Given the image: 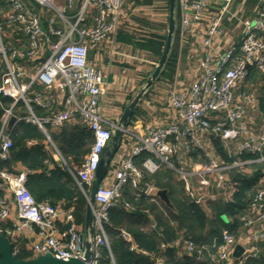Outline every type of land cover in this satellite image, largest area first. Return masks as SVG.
<instances>
[{"label": "built area", "instance_id": "1", "mask_svg": "<svg viewBox=\"0 0 264 264\" xmlns=\"http://www.w3.org/2000/svg\"><path fill=\"white\" fill-rule=\"evenodd\" d=\"M218 14L205 21L209 0H177L178 36L180 40L198 36L194 42L201 46L190 54L197 62V74L186 90L172 89L167 103L175 115L159 128H146L135 132L127 126L123 129L119 148L95 193L93 207V252L86 264H97L98 248L108 246L105 224L108 212L121 203L126 186L158 202L159 189L152 182H144V176L153 175L162 166L177 174L183 182L184 193L206 208V204L225 190L226 174L230 169L245 168L264 162V128L248 116L249 108H257L258 93L246 87L240 96L236 90L249 80L252 71L259 74L264 91V0L252 20L242 23V36L222 45L225 36L223 20L230 14L235 0H218ZM0 5V96L10 98L4 108L0 126V160L8 157L12 146L11 130L18 122L37 126L44 134L57 160L68 170L73 180L88 199V191L101 154L108 144L117 122L106 117L100 109L101 97L107 86L103 72L88 62L93 45L100 44L115 35L121 22L124 0H2ZM39 7V11L35 7ZM236 22L238 15L230 14ZM7 28L21 31L27 48L19 50L5 42ZM42 54V55H41ZM198 55V56H197ZM20 60L39 61L36 71L29 75ZM40 85L45 90H36ZM57 106V108H54ZM35 107L44 113H37ZM15 120L8 126L9 120ZM77 121L88 128L93 137L89 152L78 166H68L47 134V128H60L70 121ZM212 138L221 142L228 155L238 157L243 152L259 153L257 159L222 163L212 144ZM28 145L35 144L29 141ZM201 152L203 161L187 162L191 152ZM149 154L141 165L134 159L142 153ZM0 178L11 196H0V233L11 244L16 257L24 247L19 236L26 229L34 230L36 240L29 251L32 258L50 253L55 259L68 261L82 258V231L75 223L72 208L64 210L59 205L44 200L37 202L25 187L26 171L9 174L0 171ZM126 209L132 208L122 201ZM12 205L16 219L6 226ZM240 221L246 228L264 222V187L259 188L251 201L248 212ZM58 222L63 225L58 226ZM152 227V225H151ZM120 236L129 241L127 232ZM252 241L264 244V227L255 231ZM195 258L208 252L207 245H196L192 240L180 237L172 243ZM237 242L234 235L224 230L216 254L210 255L211 264H245L254 252L242 254L235 263L233 251ZM167 244H161L163 250ZM156 264H164L158 258Z\"/></svg>", "mask_w": 264, "mask_h": 264}, {"label": "trees", "instance_id": "2", "mask_svg": "<svg viewBox=\"0 0 264 264\" xmlns=\"http://www.w3.org/2000/svg\"><path fill=\"white\" fill-rule=\"evenodd\" d=\"M130 8L151 5V0H129ZM0 5L3 2L0 0ZM178 6L176 10V32L170 54L159 79L172 81L177 63ZM135 21L144 25V31L120 29L119 38L131 45L134 50L148 53L156 61L164 47L166 31L161 34L157 28L163 26L152 24L148 20L136 18ZM142 27V26H141ZM249 79L258 82L259 74L252 71ZM12 100L0 96V126L4 108ZM257 126L264 128V91L258 94ZM37 113L41 110L36 108ZM141 107H136L131 121L141 114ZM47 133L60 152L67 165L78 166L89 152L93 142L91 131L80 123H68L59 130L47 128ZM29 141L35 144L28 145ZM12 146L8 157L0 160V171L17 174L18 169L26 171L25 187L37 201L47 200L51 204L61 202L64 208H72L75 223L83 228L86 197L73 180L72 176L60 161L54 160L50 149L45 148V137L37 126L24 121L13 125L11 130ZM214 153L222 163H231L236 158L241 161L257 159L259 153L243 152L238 157L228 155L218 139L212 138ZM264 154V150H263ZM149 154L142 153L134 159L140 166ZM191 161H203L201 152L194 150L187 156ZM111 170V166L109 169ZM225 192H230V199L225 200L224 194L207 202L209 211L184 193L183 182L177 174L162 166L153 175H145L144 182H152L157 189H165L172 209L159 201L157 204L145 195L137 196L138 192L126 186L121 195V203L108 212L105 231L108 246L98 248L97 264H156L162 258L164 264H211L210 255L216 254L221 244L224 230L237 232L240 217L249 209L254 194L264 179V162L253 163L245 168L230 169L225 172ZM2 192L0 191V195ZM122 201L128 202L132 208L126 209ZM152 225V227H151ZM129 234L130 240L125 241L120 232ZM180 237L192 240L196 245H207L208 252L202 258H195L183 249L171 245ZM167 244L163 250L161 244ZM32 257L27 250H22L17 258L27 260ZM251 260L248 261V264Z\"/></svg>", "mask_w": 264, "mask_h": 264}, {"label": "crops", "instance_id": "3", "mask_svg": "<svg viewBox=\"0 0 264 264\" xmlns=\"http://www.w3.org/2000/svg\"><path fill=\"white\" fill-rule=\"evenodd\" d=\"M262 2L263 0H235L234 4L231 6L230 14L233 13L237 14L238 22H236L234 18L230 16V14L225 15V18L223 20L225 36L221 39L222 45L229 44L230 42L236 40V38H238V45H239L242 36L243 21L252 20L256 14V11L261 6ZM165 3H166V18H167L168 1L165 0ZM130 5L131 2H129V0H124V5L122 7V12H121V22L118 27V30L116 31V34L114 36L110 35L105 41L101 42L100 44L91 46L88 53V62L103 72L108 83L106 89L104 90L103 96L101 97V102H100L101 112L106 117L112 119L115 122H117L119 117L121 116L125 104H127V102L130 101L133 97H135V95L139 92L145 80L151 74L155 64L158 61V60L156 61V59L151 57L148 53L140 50H134L131 47V45L124 42L123 40H120L118 34L120 32V29L126 28V30L127 29H131V31L134 30L133 27L135 24L133 25L130 24V20L128 19V16L130 14L128 11H131ZM220 7H221V3L218 0H209L208 10L205 14V21L199 24V29H202L206 25V22L212 16L219 13ZM124 9L127 12V14L125 13ZM136 27L139 26L136 25ZM166 28H167V19H166ZM129 31L130 30H128V32ZM197 36L198 34L195 31L194 36L187 37L186 38L187 40H180V37L177 34V43H178L177 63H176V69L173 79L172 81H168L166 79L156 80L154 84L148 89V91L146 92V94L138 104V106H140L142 109L141 114L139 115V117H135L133 121L130 120V123L128 125L135 132L142 133L145 131L146 128H159L161 126H164L175 115V113L167 103L168 93L172 89H176L178 91L186 90L189 84L193 81L195 75L197 74V69H196L197 62L191 61L190 59V54L193 51H197L198 55L200 54L201 56V49H200L201 46L199 43L194 42V39H196ZM7 41L9 42V44H11L12 46L16 47L19 50H23L27 48V44H28L25 35L21 31L15 28H10V30L7 31ZM90 54L92 57H89ZM19 63L25 67L28 76L33 74L39 66V61L20 60ZM246 87H247V82L239 86L238 89L236 90V95L240 96L241 92H243V90ZM35 89L45 90V88L43 89V87L40 85H37ZM36 108L37 107H35V110ZM54 108H57V106H54ZM252 109H253L252 107L249 108L248 116L252 120V122L254 121L257 123V121L250 116V111ZM253 110L256 113H258L257 108H254ZM41 113L44 112L41 110ZM73 122L77 123V121L75 120L70 121L68 123H73ZM50 129L53 131L59 130V128H50ZM45 148L50 149L52 157L54 158V160L58 161L57 157L54 155L53 150L50 148L49 143L46 140V137H45ZM182 161L187 162L186 164H189L188 162H192V163L194 162V161H188L187 158L182 159ZM20 171H25V170L19 168L18 172ZM177 179L179 180L178 177ZM262 187H264V179L261 181V185L259 188ZM0 191L2 192L0 196L8 197L9 199H11V196L9 195L5 183L1 178H0ZM224 192L225 190L222 193H220L221 195L224 194L223 198L225 200L230 199L229 197L230 192L228 193H224ZM158 199H159L158 202L160 201L162 204H164L159 197ZM55 205H59L62 209L64 208L61 202H57ZM65 209L67 208H64V210ZM204 210L207 212L209 211L207 204ZM246 212H248V210ZM16 221L17 219H16L15 206L12 205L10 216L6 221L5 225L11 226ZM58 226L60 228L63 227V225L59 222H58ZM263 227H264V222H260L258 224H254L251 228H246L243 225V223L240 221L238 226V231L231 232L234 235L237 245L243 247L246 250L245 251L246 254L255 251L253 256L247 257L245 264H248L249 260H251L249 264H264V244L259 240L252 241L251 239L252 234ZM79 228L83 232V228H81L80 226ZM19 240L21 245L24 247V249L29 251L30 246L36 240L34 230L31 229L24 230L22 234L19 236Z\"/></svg>", "mask_w": 264, "mask_h": 264}, {"label": "water", "instance_id": "4", "mask_svg": "<svg viewBox=\"0 0 264 264\" xmlns=\"http://www.w3.org/2000/svg\"><path fill=\"white\" fill-rule=\"evenodd\" d=\"M168 1V17H167V28H166V38L164 42V47L161 52V55L154 66L153 71L145 80L143 86L139 90V92L133 97L130 101L125 104L122 114L117 121V126L113 130L110 140L108 144L104 148L96 171L94 173L93 179L90 183V188L88 191V199L86 201L85 208V217L83 224V232L80 235V241L83 244V255L82 258H71L68 261H61L55 259L50 253H45L43 255H38L34 258H30L27 260H20L11 253V244L8 239L0 233V264H86L91 260L92 252H93V207L95 204V193L98 189V186L102 182L105 177L111 160L115 153L117 152L123 134V129H125L132 118V115L148 91V89L154 84V82L158 79L161 71L165 67L168 56L170 54V50L172 47L173 39L176 32V10H177V0H167ZM15 118L12 117L9 120L8 126H11L14 122ZM264 147V145H263ZM157 196L160 200L170 209H172V205L168 199L167 191L165 189H161L157 192ZM244 248L240 245H236L233 251V257L235 258V263H238L242 254L244 253Z\"/></svg>", "mask_w": 264, "mask_h": 264}, {"label": "rangeland", "instance_id": "5", "mask_svg": "<svg viewBox=\"0 0 264 264\" xmlns=\"http://www.w3.org/2000/svg\"><path fill=\"white\" fill-rule=\"evenodd\" d=\"M152 4L151 5H141V6H135L133 8H130L131 11H128L129 16L128 19L130 20V24H135L133 29L135 30L136 28L139 30L144 31V25L141 23H138L135 21L136 18H142L144 20H148V22H151L152 24H158V26L163 25L159 28H157V31L160 33H164L166 30V3L165 0H151ZM37 10L39 9L38 6L35 7ZM125 11V9H124ZM127 14V12L125 11ZM131 15V16H130ZM138 25L139 27H136ZM142 26V27H141ZM126 29V28H125ZM10 28H7V31H9ZM130 30L131 29H127ZM7 43V40H5ZM89 57H92L91 54ZM247 88L255 93L260 92L261 84L260 81L258 82H252L251 79L247 81ZM250 116L254 120H258V113H256L253 109L250 111Z\"/></svg>", "mask_w": 264, "mask_h": 264}]
</instances>
